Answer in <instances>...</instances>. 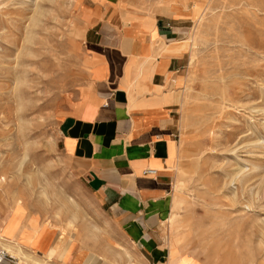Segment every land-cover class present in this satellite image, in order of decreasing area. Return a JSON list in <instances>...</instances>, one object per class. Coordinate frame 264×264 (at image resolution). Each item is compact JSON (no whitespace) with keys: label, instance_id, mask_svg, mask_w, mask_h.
Segmentation results:
<instances>
[{"label":"rangeland","instance_id":"obj_1","mask_svg":"<svg viewBox=\"0 0 264 264\" xmlns=\"http://www.w3.org/2000/svg\"><path fill=\"white\" fill-rule=\"evenodd\" d=\"M87 2L0 0V222L27 209L64 224L61 238L74 225L87 233L96 216L57 137L85 79ZM188 6V61L171 88L177 154L163 230L174 261L264 264V0Z\"/></svg>","mask_w":264,"mask_h":264},{"label":"crops","instance_id":"obj_2","mask_svg":"<svg viewBox=\"0 0 264 264\" xmlns=\"http://www.w3.org/2000/svg\"><path fill=\"white\" fill-rule=\"evenodd\" d=\"M87 1L85 79L58 117L57 137L96 216L87 233L74 225L61 238L64 224L14 208L0 222L13 259L0 264H196L174 261L163 230L177 154L171 88L188 61L181 43L192 8L188 0Z\"/></svg>","mask_w":264,"mask_h":264},{"label":"built area","instance_id":"obj_3","mask_svg":"<svg viewBox=\"0 0 264 264\" xmlns=\"http://www.w3.org/2000/svg\"><path fill=\"white\" fill-rule=\"evenodd\" d=\"M144 172L150 173L152 172L151 169H146ZM12 256L6 251L3 247L2 243L0 242V262L4 260H12Z\"/></svg>","mask_w":264,"mask_h":264},{"label":"bare ground","instance_id":"obj_4","mask_svg":"<svg viewBox=\"0 0 264 264\" xmlns=\"http://www.w3.org/2000/svg\"><path fill=\"white\" fill-rule=\"evenodd\" d=\"M186 42V41H185ZM185 42H183V44H186ZM182 48H183V46H181ZM187 47L189 48V45H187ZM187 48V49H188ZM238 171H239V169H238ZM18 202V201H17ZM18 206V205H17ZM0 241H1V243H2V245H3V247L6 249V251L8 252V250L9 249H11L12 247H11V245H10V242L8 241V240H6L5 238H3V237H0ZM13 257V256H12ZM180 260V259H179ZM37 264V263H36Z\"/></svg>","mask_w":264,"mask_h":264}]
</instances>
